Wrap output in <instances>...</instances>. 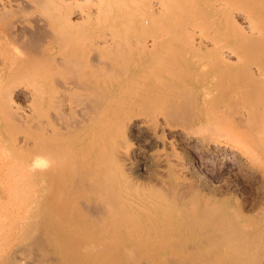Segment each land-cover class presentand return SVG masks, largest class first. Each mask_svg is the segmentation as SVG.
Here are the masks:
<instances>
[{
	"label": "bare ground",
	"instance_id": "1",
	"mask_svg": "<svg viewBox=\"0 0 264 264\" xmlns=\"http://www.w3.org/2000/svg\"><path fill=\"white\" fill-rule=\"evenodd\" d=\"M0 38L1 238L37 164L184 264H264V0H0Z\"/></svg>",
	"mask_w": 264,
	"mask_h": 264
},
{
	"label": "rangeland",
	"instance_id": "2",
	"mask_svg": "<svg viewBox=\"0 0 264 264\" xmlns=\"http://www.w3.org/2000/svg\"><path fill=\"white\" fill-rule=\"evenodd\" d=\"M180 18L176 17L178 22L174 18V21H172L174 23L176 20L174 24L171 23L172 19H169L170 21L167 20L165 22H160V24L167 23L166 25L168 26L169 24H171V26L173 25L171 28H173L174 30L180 29L182 28V22L180 21ZM179 22L181 23L180 25ZM157 23L158 26H162L159 25V22ZM155 24L154 26L156 29L157 24ZM171 28L169 30H173ZM7 44L9 46H12L11 43ZM9 73L11 74V72L9 71L0 78V87L3 85L8 87L5 88L3 86L5 88L4 90L13 88L12 85L14 84V81L12 80L13 83H11L12 81L10 80L12 78L10 77L11 75ZM9 82L11 84H9ZM22 83L26 84V82ZM1 90L2 88L0 89V91ZM10 96L12 97L14 102L21 108L24 107L23 111H25V113H31L29 108L24 106V103L26 102L25 97L15 92L11 93ZM32 106L35 107L34 103L32 104ZM35 110L34 112L32 111L33 114H30L32 119L35 115L38 116V110H36L37 114H35ZM12 120L13 122H16L14 119ZM19 121L20 120H18V122L16 123H13L14 126L12 127H16ZM30 121L32 120L30 119ZM26 122L23 123V121H20V123H22L21 126L18 124V129L16 127L14 128V130H11V126H9V134L12 131L17 132L18 134L12 132L10 134L11 136H13L14 134H23L21 132L24 131V134H30L32 130L34 133L35 128L33 125V121L32 124ZM13 124L11 123V125ZM29 125H31L34 129H31V126ZM22 129L23 131H21ZM18 131H20V133ZM26 169L29 174L26 176V178L23 179V182L21 184L23 188L20 187L21 190H19L18 193L19 196L22 194L21 196H23V198L20 199L19 196H17L22 206L19 205L21 206L20 209H16V220L14 217V219H11L12 223H10L11 221L9 219L8 222L6 220L8 224H13V227L11 225H7L6 222L4 223L3 232L6 233L8 231L7 228H9L8 232H10V230L12 229V232L14 233L11 234L10 232V236V234H8L7 232V235L4 234L2 238L0 236V238L3 240L4 237L9 235V238L7 237L8 241L6 240L7 242H5V240H3L4 242L0 240V249L2 247V249L0 250V256L2 254V257H0V264H184L182 237H176V239L175 237H171L173 241L172 242L169 239L170 236L161 235V231L154 232V235V233H152V230H147L144 228L141 232L140 230H134L136 231L134 232L136 234L135 235L133 233L134 228L127 229L126 227L129 233L132 230V236L131 238H129L128 236L131 234H126L125 228L121 227L117 228V230L119 229L120 232L115 230L118 234V237H120V239H117L118 237L115 236L116 234H114V227L107 226L108 222L106 221L104 214H102L101 212H95V217L94 211H90L86 207H84L85 205L83 201H81L84 196L82 194H79L80 192L77 194V192H75L76 190L68 189L72 194H70L69 191L66 190L68 192L67 194L65 192L67 184H65V187H62L64 189V194L58 193L61 197H58V194L54 196V193L51 191L50 187H48L47 193L49 191H51V193H46V197H44L40 191L41 189H39L40 185L37 176V164L31 167H27ZM0 183H4V181H0ZM61 183L62 182H59L60 185H57L59 189L55 186L56 190L58 189L62 191V188L60 187ZM11 184L14 186L19 185L16 182H11ZM62 186H64L63 183ZM23 189H26V191H22ZM81 195L83 196V198H80L82 197ZM15 196L16 194L13 196L15 199H12L11 197V200L18 202V200L16 201L17 198ZM76 196L80 197L78 199H74ZM62 197L63 199L65 197L64 201L62 200ZM58 198H60V200ZM75 201L76 204L78 203L77 205L75 204ZM81 205L84 207L83 209ZM78 206L80 208L76 209V207ZM103 215L104 217H102ZM103 218H105V220H103ZM104 221L107 222V224ZM5 225H7L8 227L6 226V228ZM145 231H149L148 234H150L151 237H148V234ZM139 233L141 234V238L143 239L137 241V239H141ZM112 234L114 235V237H116V239H114ZM156 235L159 236H157V238H160L161 236H163L164 238H160V240L155 239L154 236L156 237ZM145 237L147 240L145 239ZM124 239L126 240L124 241ZM168 239L170 243H168Z\"/></svg>",
	"mask_w": 264,
	"mask_h": 264
}]
</instances>
